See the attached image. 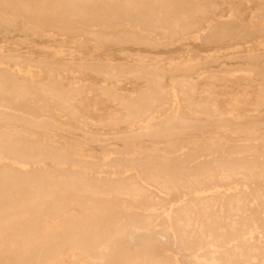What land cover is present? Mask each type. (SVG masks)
Segmentation results:
<instances>
[{
    "label": "bare ground",
    "instance_id": "6f19581e",
    "mask_svg": "<svg viewBox=\"0 0 264 264\" xmlns=\"http://www.w3.org/2000/svg\"><path fill=\"white\" fill-rule=\"evenodd\" d=\"M0 28L57 44L0 45V264H264V0H0ZM187 40L230 48L83 52Z\"/></svg>",
    "mask_w": 264,
    "mask_h": 264
},
{
    "label": "rangeland",
    "instance_id": "374dc122",
    "mask_svg": "<svg viewBox=\"0 0 264 264\" xmlns=\"http://www.w3.org/2000/svg\"><path fill=\"white\" fill-rule=\"evenodd\" d=\"M234 8L245 18H248L247 14L249 12V9H247L246 5L242 2H236ZM262 34V33H261ZM264 34V32H263ZM264 39V35H253L251 37H248L246 39V42H242L239 44L240 49H244L247 46L256 48L257 42L259 40ZM264 41V40H263ZM7 42V43H6ZM24 43L28 42L30 46L33 44H37L38 48L45 49L48 45L57 47L56 43H50L47 42L44 38H37V39H31L27 33L20 32L17 30V28L12 29L11 31H8V34H5L3 32V29L0 28V45H6L9 43L17 44V43ZM25 45V48H22L21 51L23 52H33L36 56H39L43 53L38 52L37 49H30L28 46L29 44ZM229 43H217V44H203V42L200 41H192L187 40L184 45L181 43H175L174 45L165 46V47H145V46H137V45H118V44H105L98 50V52H94L92 50V46L89 44H85V47L83 48V52L85 53H91L94 55H97L98 57H102L103 54H106L113 59L116 60H124L125 56H128L127 54L135 55L137 57H155L157 59L166 58L165 61H176L180 64L185 65H191L192 62L195 60H199L201 63H205L207 60V56H217L220 53H225L229 51L230 46ZM28 47V48H27ZM215 58L211 59L210 61L214 60ZM209 61V62H210ZM222 66L226 68H230L232 65V60L230 59H223ZM207 63V62H206ZM212 70L214 72L218 71L220 68L217 66L211 65L208 70ZM202 83V82H201ZM200 87H203L204 84H200ZM220 89H226L231 92H235L236 88L234 87H228L225 85V88L220 87ZM234 89V90H233ZM224 100H221V104L223 107H225Z\"/></svg>",
    "mask_w": 264,
    "mask_h": 264
}]
</instances>
